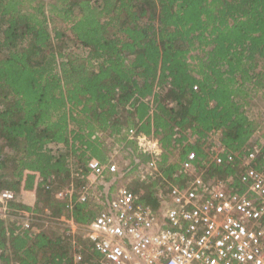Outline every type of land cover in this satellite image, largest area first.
<instances>
[{
  "label": "trees",
  "instance_id": "trees-1",
  "mask_svg": "<svg viewBox=\"0 0 264 264\" xmlns=\"http://www.w3.org/2000/svg\"><path fill=\"white\" fill-rule=\"evenodd\" d=\"M261 109L264 0H0V190L16 194L0 219V264H79L61 218L86 225L98 209L76 202L71 213L55 194L73 183L78 196L89 158L118 151L128 162L112 188L131 178L156 208L185 185L191 151L207 180L234 174L208 165L209 149L264 139ZM130 130L156 138L160 154ZM152 159L157 170L135 176Z\"/></svg>",
  "mask_w": 264,
  "mask_h": 264
},
{
  "label": "built area",
  "instance_id": "built-area-1",
  "mask_svg": "<svg viewBox=\"0 0 264 264\" xmlns=\"http://www.w3.org/2000/svg\"><path fill=\"white\" fill-rule=\"evenodd\" d=\"M196 88V87H195ZM219 132H217L218 134ZM215 139L217 134L211 132ZM138 147L159 155L154 137L135 134ZM264 139L242 152H231L214 144L208 165H230L234 174L205 178L191 151L181 163L185 185H170L155 208L142 200L144 190L134 192L127 185H112L121 171L113 153L106 161L95 157L86 163L84 183L76 196L71 183L56 192L68 200L92 204L96 216L86 225L73 217H62L79 264H264ZM117 153L118 151H115ZM155 159L141 167L145 175L156 171ZM74 172V167H73ZM112 175V179L108 176ZM12 190H0V219L7 220ZM31 213H24L23 230L30 229Z\"/></svg>",
  "mask_w": 264,
  "mask_h": 264
},
{
  "label": "rangeland",
  "instance_id": "rangeland-1",
  "mask_svg": "<svg viewBox=\"0 0 264 264\" xmlns=\"http://www.w3.org/2000/svg\"><path fill=\"white\" fill-rule=\"evenodd\" d=\"M261 111H264V109H261ZM113 155L114 156L116 155V157H115L116 158V162L118 163V167H119L120 171L122 172V168H124L125 164L128 161H126V163L123 162V160L121 158V154L119 152H117V153L113 152ZM138 174H139V172H137L136 175L134 173L135 176H138ZM128 182H131V178L129 180H127V181H123V180L118 179V181H117L116 184L117 185H126V184H128ZM22 200L25 201L26 203L32 205L34 203V196L33 195H30V194H24L22 196Z\"/></svg>",
  "mask_w": 264,
  "mask_h": 264
}]
</instances>
